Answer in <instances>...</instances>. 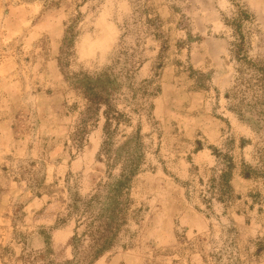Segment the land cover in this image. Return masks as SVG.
Masks as SVG:
<instances>
[{
    "label": "rangeland",
    "instance_id": "1",
    "mask_svg": "<svg viewBox=\"0 0 264 264\" xmlns=\"http://www.w3.org/2000/svg\"><path fill=\"white\" fill-rule=\"evenodd\" d=\"M263 72L264 0H0V264H79L71 207L127 156L125 223L94 264H264ZM85 80L122 115L113 151L139 133L114 163Z\"/></svg>",
    "mask_w": 264,
    "mask_h": 264
},
{
    "label": "trees",
    "instance_id": "2",
    "mask_svg": "<svg viewBox=\"0 0 264 264\" xmlns=\"http://www.w3.org/2000/svg\"><path fill=\"white\" fill-rule=\"evenodd\" d=\"M154 23L158 21L157 19L152 21L148 20L149 23ZM66 41L70 39L69 35L66 36ZM264 81V72H263ZM78 86L83 91L91 106H95V109L101 111V108H105L103 114L105 117L104 125V142L101 148L100 156H104L109 163H114L115 161L121 160L122 156L126 154L127 150L131 145L134 147L141 146V139L139 133L134 137L126 140L124 144L119 147L117 152L112 150L113 146V123L119 124L122 117L117 111H115L114 106L111 103V95L105 91L103 87L94 83L93 81L85 80L84 82H78ZM125 149V150H124ZM120 153V155H119ZM121 156V157H120ZM126 162V166L121 170V174L118 180L111 184H107L101 187L99 193L94 195L89 200L77 199L76 204L80 206H72L71 209L76 216L85 215L86 220H90V223H85L87 225V232L80 236L78 232L72 238V246L75 254V258L78 259L79 264H94L99 258L103 256L114 244L116 237L119 233V229L125 223L126 209L129 201L127 194L128 187L132 180L140 172V161L141 156L134 161L131 160L129 156L123 158ZM225 171L219 176V183L217 187H213L215 191L219 194V202H228L233 200V190L231 187L232 171L234 169L233 158L229 155L225 157ZM109 169L112 166L108 165ZM215 182V181H213ZM101 205L100 213L94 215L93 207L94 205ZM89 216V217H86ZM77 230L81 225V221H77ZM82 237H88L91 244L88 246L87 251L78 256L80 252V246L83 242ZM77 255V256H76Z\"/></svg>",
    "mask_w": 264,
    "mask_h": 264
}]
</instances>
